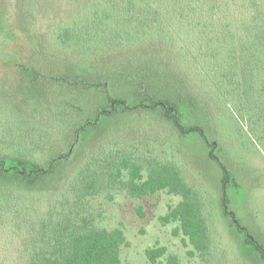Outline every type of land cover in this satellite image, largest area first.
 Segmentation results:
<instances>
[{
  "label": "trees",
  "instance_id": "1",
  "mask_svg": "<svg viewBox=\"0 0 264 264\" xmlns=\"http://www.w3.org/2000/svg\"><path fill=\"white\" fill-rule=\"evenodd\" d=\"M146 36L169 41L157 48L169 61L149 57ZM0 85L17 120L6 128L0 117V264H122L124 231L99 226L87 210L115 189L178 196L160 219L209 261L205 182L179 154L194 143L205 149L229 227L264 263V241L224 208L242 179L214 122L220 106L246 138V158L264 167V0H0ZM131 115L164 127L169 157L163 147L150 154L164 142L157 136L138 155L139 130L124 139L117 122ZM165 253L145 251L151 263ZM220 256L214 264H228ZM165 264L181 263L168 254Z\"/></svg>",
  "mask_w": 264,
  "mask_h": 264
},
{
  "label": "rangeland",
  "instance_id": "2",
  "mask_svg": "<svg viewBox=\"0 0 264 264\" xmlns=\"http://www.w3.org/2000/svg\"><path fill=\"white\" fill-rule=\"evenodd\" d=\"M139 38L141 39L142 37ZM142 40L150 45L147 51L149 57L159 56L161 59L169 61V55L157 53L158 46L162 45L165 41L169 42L167 39L161 38L163 43H158V39H154L153 36H146ZM93 46V44H87V49L90 50L87 52H91ZM91 54L94 53L91 52ZM98 57L106 56L98 52ZM173 78L176 79L175 76ZM157 81L165 82L162 77L154 82ZM168 82L181 95L183 86L178 88V85H175L171 79ZM198 87L200 88V86ZM1 88L2 85H0V91ZM204 90L210 95L208 90ZM204 90L195 92L197 99L201 102H203L201 96L205 95ZM8 92L11 93L12 91L9 89ZM2 104L9 106H1ZM10 104L11 94L3 98L0 97V117L5 118L6 128L13 124ZM38 112V115L41 114L40 118L44 119V109ZM221 112L222 109L218 106L217 116L214 119V122L218 125L217 136L221 137L222 134L225 135L226 133L229 137L227 147L230 156H234V160L232 161L233 169L237 172L238 177L242 179L238 187L227 189L229 198L224 208L229 213L234 214L237 221L246 228L252 237L264 241V167L253 165L246 158L248 155L245 148L247 144L246 138L239 136L232 129L233 120L226 113V117H224ZM127 118V116L119 117L117 122H120L119 125H122L121 129L123 130L124 139H126V135L128 136L130 134L132 136V131L129 129L137 128L139 130L142 136L139 142L140 148L138 152L140 157H143L141 147L144 141L149 142L150 140L147 139L151 136H157L159 140L162 139L164 142L158 141L151 143L152 148L149 149L150 154L153 149L155 150V146L157 148L163 147L167 151L165 150L164 153L161 149L160 152L166 154V157H169V138L164 139L161 133L164 130L162 125H158L149 119L135 118L134 115ZM14 121L17 120L14 118ZM4 131L5 129H2L0 132ZM180 147V158L184 159L187 165V167L185 166V170L187 172L193 171L197 173L198 176L203 177L202 181L205 182L204 191L207 194L205 203L207 209L210 211L212 223V255L209 261L202 262L181 234L174 235L173 228L176 225L161 221L160 218L167 213L169 207L176 204L179 199L178 196L169 194L166 191H159L153 195L132 198L124 191L115 189L110 192L100 193L91 198L87 203V210L90 211L91 216L99 226L108 229L120 227L124 231L126 244L121 248L120 257L122 264H165V257L168 254H175L181 264H214L217 261L220 250V262L222 261L228 264H264L261 261L251 259L252 255L255 254V249L244 242L243 234H240L236 228L229 227L228 220L223 215L222 207L220 206V188L217 187V184L209 182L210 178H208L209 173L207 170L208 166L211 167V164L206 159L204 147L198 143H194L193 147L188 144ZM250 149L251 147H248V151ZM198 182L202 183L199 180ZM155 246H164L166 253L159 259L160 261L151 263L147 259L145 251L147 248ZM220 246L222 249H220Z\"/></svg>",
  "mask_w": 264,
  "mask_h": 264
}]
</instances>
